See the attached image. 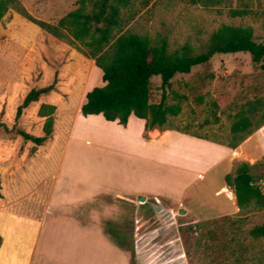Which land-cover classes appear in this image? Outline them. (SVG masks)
Listing matches in <instances>:
<instances>
[{"label":"rangeland","instance_id":"374dc122","mask_svg":"<svg viewBox=\"0 0 264 264\" xmlns=\"http://www.w3.org/2000/svg\"><path fill=\"white\" fill-rule=\"evenodd\" d=\"M17 1L34 19L55 25L78 7L79 0ZM121 17L117 36H165L168 52L183 45L202 52L210 35L223 25L249 27L254 40L264 44V0H222L209 7L189 0H133ZM84 51L77 43L47 34L13 9L0 21V140L13 145H0V178L7 163L13 165V173L20 154H31L26 149L32 145L17 137L15 130L42 136L45 118L37 115L40 104L56 108L62 104V116L70 122L75 113L79 115L76 109L84 94L103 86L100 70ZM49 85L53 90L15 119L26 94ZM160 96V78L153 77L150 102L157 103ZM255 100H264V70L255 67L247 53L216 55L189 74L177 75L166 90V103H178L181 112L156 131L186 138H168L171 134L163 133L168 142L163 152L149 151L142 160L122 155L110 158L117 173L130 164L132 181L139 179L140 172L145 194L160 197L148 198L144 204L99 198L119 208L108 225L112 232L108 237L131 257V264H264V239L249 235L252 228L264 225V210L236 209L227 193H222L223 188L232 193L223 178L239 164L264 163V124L234 150L227 147L234 117ZM60 114H52L53 125ZM195 139L226 150L218 153ZM8 147L13 152L6 155ZM259 187L264 191V182ZM179 209L185 214L179 215ZM3 221L0 214V229L6 227Z\"/></svg>","mask_w":264,"mask_h":264},{"label":"crops","instance_id":"0c3cea01","mask_svg":"<svg viewBox=\"0 0 264 264\" xmlns=\"http://www.w3.org/2000/svg\"><path fill=\"white\" fill-rule=\"evenodd\" d=\"M82 101L76 109L79 115L75 113L70 122L62 116L63 105L55 107L61 116L55 120L50 138L34 153H21L13 173V165L7 163L8 169L0 178V214L6 224L0 229V264H131V257L101 227L109 228L119 208L101 203L99 198L137 202L142 195L146 202L160 197L145 194L140 172L139 179L132 181L130 164L117 173L115 163L109 160L116 155L146 159L149 151L155 155L159 149L163 152L168 143L163 133L171 134L168 138L180 135L145 131V122L134 116L125 127L100 115L83 117ZM195 141L218 153L226 150ZM5 143L13 146L0 140V145ZM32 148L27 145L26 152ZM10 151L8 147L6 155ZM232 202L237 209L235 198Z\"/></svg>","mask_w":264,"mask_h":264},{"label":"trees","instance_id":"16d2710c","mask_svg":"<svg viewBox=\"0 0 264 264\" xmlns=\"http://www.w3.org/2000/svg\"><path fill=\"white\" fill-rule=\"evenodd\" d=\"M132 1L79 0L75 10L53 25L31 17L17 0H0V21L9 9H13L54 38L81 45L85 49L84 54L100 70L103 86L94 87L84 94L80 114L83 117L100 115L105 121L117 122L123 127L130 116L143 120L145 131L162 130L168 126V118L181 112L178 103H166V90L171 87L172 80L177 75L189 74L193 68L208 63L216 55L247 53L252 64L264 70V44L254 40L249 27L221 26L210 35L204 50L199 53L188 45L168 52L165 36L156 39L136 34L117 36L116 30L122 23L121 12ZM221 1L189 0L192 5L204 7ZM153 77L160 78L161 96L157 103L150 102ZM52 90V85L30 90L17 107L15 119L21 116L22 110L38 103L41 96L48 95ZM245 107L231 123L229 149L234 150L246 136L264 124V100L249 101ZM54 112V105L40 104L37 115L45 118L40 137L21 129L15 130L16 136L32 144L31 153L50 138ZM223 180L233 194L227 188H223L222 193H227L231 201L235 198L239 210L250 206L264 210V191L259 187V182H264L263 162L253 165L241 163L233 174H226ZM108 229L106 232L110 235L111 228ZM249 235L253 239H264V225L255 226ZM1 241L0 237V244Z\"/></svg>","mask_w":264,"mask_h":264},{"label":"water","instance_id":"95a60500","mask_svg":"<svg viewBox=\"0 0 264 264\" xmlns=\"http://www.w3.org/2000/svg\"><path fill=\"white\" fill-rule=\"evenodd\" d=\"M145 200H146V198L144 196H138L136 198V201L138 203H141V204H144L145 203ZM178 214L179 215H184L185 214V210L184 209H179Z\"/></svg>","mask_w":264,"mask_h":264}]
</instances>
